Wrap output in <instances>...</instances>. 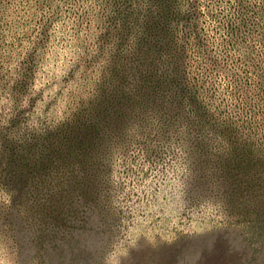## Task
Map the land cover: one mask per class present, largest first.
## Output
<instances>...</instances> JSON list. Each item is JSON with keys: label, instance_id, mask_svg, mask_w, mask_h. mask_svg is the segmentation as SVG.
Wrapping results in <instances>:
<instances>
[{"label": "trees", "instance_id": "obj_1", "mask_svg": "<svg viewBox=\"0 0 264 264\" xmlns=\"http://www.w3.org/2000/svg\"><path fill=\"white\" fill-rule=\"evenodd\" d=\"M0 91L6 123L32 108L15 170L68 202L138 164L186 209L264 221V0H0Z\"/></svg>", "mask_w": 264, "mask_h": 264}, {"label": "rangeland", "instance_id": "obj_2", "mask_svg": "<svg viewBox=\"0 0 264 264\" xmlns=\"http://www.w3.org/2000/svg\"><path fill=\"white\" fill-rule=\"evenodd\" d=\"M44 94L42 118L51 102V116L66 109L67 89ZM31 109L9 123L0 115V264H264L262 219L240 210L217 216L210 200L186 209L173 194L157 193L149 166L103 168L115 189L98 186L99 196L78 186L73 202L63 192L77 186L15 170L12 147L26 144Z\"/></svg>", "mask_w": 264, "mask_h": 264}]
</instances>
